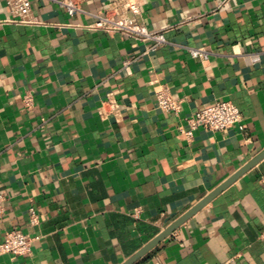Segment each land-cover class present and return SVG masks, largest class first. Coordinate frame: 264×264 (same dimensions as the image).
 <instances>
[{"label": "crops", "instance_id": "crops-1", "mask_svg": "<svg viewBox=\"0 0 264 264\" xmlns=\"http://www.w3.org/2000/svg\"><path fill=\"white\" fill-rule=\"evenodd\" d=\"M58 1L32 0L46 26H18L0 0V242L35 239L0 264H124L264 152V0H142L167 39L155 48L85 29L112 0L74 17ZM162 86L180 113L158 107ZM220 101L242 122L188 139L187 120ZM136 264H264V159Z\"/></svg>", "mask_w": 264, "mask_h": 264}, {"label": "built area", "instance_id": "built-area-1", "mask_svg": "<svg viewBox=\"0 0 264 264\" xmlns=\"http://www.w3.org/2000/svg\"><path fill=\"white\" fill-rule=\"evenodd\" d=\"M87 0H60L58 4L64 8L70 17L82 12V5ZM142 0H112L107 9L95 15L93 25L85 27L88 31L119 33L140 43H151L153 47L167 44L163 31L151 30L139 19ZM8 6L11 18L6 23L18 26H46L34 19L32 0H9ZM49 26V25H48ZM192 58L203 62L209 60L211 52L204 48H190ZM158 107L168 113L178 114L181 104L170 92L167 86H162L156 93ZM23 103L27 109H31L33 98L31 95L24 97ZM109 107V111L106 107ZM118 107L117 100L110 96L104 103L102 114L108 115ZM243 116L240 110L229 101H220L216 104L201 109L194 117L187 120L189 129L184 132L191 139L194 132L203 129L210 132H225L242 122ZM5 198L0 195V219L5 213ZM30 224L38 226L40 216L34 208L30 209ZM35 239L20 230H11L0 242V258L9 256L12 258L26 257L34 248Z\"/></svg>", "mask_w": 264, "mask_h": 264}, {"label": "water", "instance_id": "water-1", "mask_svg": "<svg viewBox=\"0 0 264 264\" xmlns=\"http://www.w3.org/2000/svg\"><path fill=\"white\" fill-rule=\"evenodd\" d=\"M264 159V152L260 154L256 159H254L251 163L243 167L238 173H236L231 179L226 181L223 185L217 188L215 191L206 196L201 202H199L193 209L188 211L178 220H176L172 225H170L163 233H161L158 237H156L153 241L147 244L143 249H141L138 253H136L133 257H131L124 264H136L140 259H142L145 255H147L150 251H152L156 246H158L163 240H165L168 236H170L175 230H177L181 225H183L186 221H188L191 217H193L199 210H201L204 206L209 204L215 197L224 192L228 187H230L233 183H235L240 177H242L245 173L255 167Z\"/></svg>", "mask_w": 264, "mask_h": 264}]
</instances>
